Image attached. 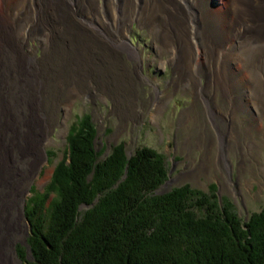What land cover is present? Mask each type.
<instances>
[{"label": "rangeland", "instance_id": "rangeland-1", "mask_svg": "<svg viewBox=\"0 0 264 264\" xmlns=\"http://www.w3.org/2000/svg\"><path fill=\"white\" fill-rule=\"evenodd\" d=\"M217 2L220 0H199L197 10L204 16L218 6ZM119 3L121 0H96V7L101 11L97 22L119 41V51L103 49L92 41L69 53L70 43L77 44V41L66 37L52 41L51 46H57L49 50L37 40L26 43V49L32 51L27 59L33 64L39 83L35 97L43 110L41 116L47 115L45 119H49L51 127L45 137L39 168L28 185L20 192L14 191L16 203L10 214L4 215V220L11 217V226L9 231L0 232V264H22L18 256L20 246L26 247L30 257L27 238L31 227L26 205L34 193L45 191L57 163L66 154L71 126L86 114L97 126V147H105L106 154L124 142L129 154L147 146L165 155L170 183L162 190L189 184L193 189L209 193V187L216 185L219 202L222 205L228 202L244 222L264 207V144L252 152L244 149L240 155L230 153L227 162L220 161L226 144L219 152L222 136L218 135V128L223 131L225 126L221 117L214 114L211 100L204 103L205 69L196 73L194 83L177 84L175 52L160 54L154 36L140 25L139 19L123 21ZM206 22L214 43L222 46L221 28L212 20L206 19ZM90 25L95 26L94 21ZM113 29L116 35L112 34ZM128 42L139 51L138 57L122 50ZM231 81L233 103L238 111L237 128L244 132L251 127L250 137L261 143L260 121L246 101L241 76L232 75ZM70 86L77 89L72 99L68 96ZM162 99L164 110L154 119L153 113ZM216 99L224 112L230 109L221 95Z\"/></svg>", "mask_w": 264, "mask_h": 264}, {"label": "trees", "instance_id": "trees-1", "mask_svg": "<svg viewBox=\"0 0 264 264\" xmlns=\"http://www.w3.org/2000/svg\"><path fill=\"white\" fill-rule=\"evenodd\" d=\"M90 115L77 119L45 191L26 208L22 264H264V207L242 221L216 185L209 193L166 183V156L125 143L97 147Z\"/></svg>", "mask_w": 264, "mask_h": 264}, {"label": "bare ground", "instance_id": "bare-ground-1", "mask_svg": "<svg viewBox=\"0 0 264 264\" xmlns=\"http://www.w3.org/2000/svg\"><path fill=\"white\" fill-rule=\"evenodd\" d=\"M198 3L199 0H121L119 5L123 21L139 19L140 25L154 36L160 54L175 52L177 84L194 83L196 73L205 69V92L202 93L201 88L200 93L204 103L211 100L214 114L221 117L225 126L223 131L218 128V135L222 136L219 152L226 144L220 161L227 162L230 153L240 155L244 149L252 152L264 144V0H220L218 6L204 16L197 10ZM100 13L96 0H0L1 233L10 230L11 217L4 220V215L10 214L16 203L14 191L20 192L28 185L39 168L45 137L51 127L49 119H45L47 115L41 116L43 110L35 97L39 83L33 64L27 59L32 51L26 49V43L37 40L49 50L57 46H51L52 41L66 37V40L77 41V44L70 43L69 53L92 41L103 49L119 51V41L97 22ZM206 19L221 28L222 46L214 43ZM92 21L95 26L90 25ZM112 34L116 35L115 29ZM122 50L139 56V51L129 42ZM235 74L241 76L246 101L260 121L261 143L250 137L251 127L244 132L237 128L238 111L233 103L235 94L231 81ZM76 95V87L70 86L69 98ZM217 95L229 103V110L224 112L220 108ZM207 97L210 99L206 100ZM164 103L162 99L157 104L154 119L163 112Z\"/></svg>", "mask_w": 264, "mask_h": 264}, {"label": "water", "instance_id": "water-1", "mask_svg": "<svg viewBox=\"0 0 264 264\" xmlns=\"http://www.w3.org/2000/svg\"><path fill=\"white\" fill-rule=\"evenodd\" d=\"M169 183H170L169 180H167L166 183L162 187H166ZM161 188L157 191V194H164L165 192L168 191V190H162Z\"/></svg>", "mask_w": 264, "mask_h": 264}]
</instances>
